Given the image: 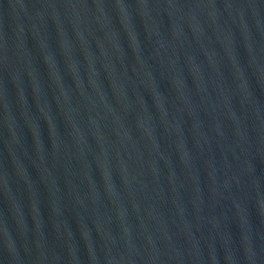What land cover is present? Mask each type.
<instances>
[{"label":"water","instance_id":"1","mask_svg":"<svg viewBox=\"0 0 264 264\" xmlns=\"http://www.w3.org/2000/svg\"><path fill=\"white\" fill-rule=\"evenodd\" d=\"M0 264H264V0H0Z\"/></svg>","mask_w":264,"mask_h":264}]
</instances>
